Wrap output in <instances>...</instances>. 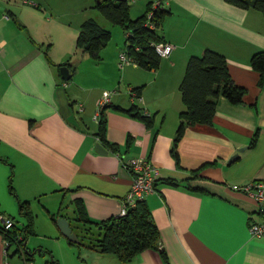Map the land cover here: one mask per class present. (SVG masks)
Here are the masks:
<instances>
[{
    "label": "crops",
    "instance_id": "crops-1",
    "mask_svg": "<svg viewBox=\"0 0 264 264\" xmlns=\"http://www.w3.org/2000/svg\"><path fill=\"white\" fill-rule=\"evenodd\" d=\"M135 1L131 18L143 14L153 0ZM30 2L0 0V213L16 220L12 212L19 214L18 198L27 200L31 211L38 204L70 224L76 223L77 205L92 221L116 216L132 181L123 162L142 156L158 169L154 191L145 200L169 264H264V237L248 229L262 218L259 203L231 187L264 179V82L258 86L259 74L250 65L252 54L264 50L263 14L225 0H168L156 33L173 48L157 67L136 63L118 72L124 31L122 46L115 43L113 51H105L110 73L117 83H127L123 92L110 74L105 86L80 76L63 80L57 65L69 61L70 53L80 58L69 68L71 76L93 66L90 55L75 45L82 21L72 24L56 16L50 0ZM42 5L50 14L40 10ZM205 48L225 56L233 82L246 92L242 103L219 96L210 123L185 126L176 163L171 147L185 108L179 83L188 58ZM129 87H138V106L153 122L147 127L108 106L105 137L119 147L114 153L98 140L93 114L107 91V105L128 108ZM96 143L106 152H97ZM7 244L0 232V264L9 263ZM68 246L66 264H83L86 258L89 264H165L157 248L121 260L85 246L81 258Z\"/></svg>",
    "mask_w": 264,
    "mask_h": 264
},
{
    "label": "trees",
    "instance_id": "trees-1",
    "mask_svg": "<svg viewBox=\"0 0 264 264\" xmlns=\"http://www.w3.org/2000/svg\"><path fill=\"white\" fill-rule=\"evenodd\" d=\"M228 3L243 8H253L260 11L264 16V0H225ZM96 8L112 24L119 25L125 32L124 47L133 56L136 63L146 69L158 66L161 59L153 48V42L164 41L156 33L161 19L165 15L163 8H157L152 15L154 27L143 25L146 19V12L150 9L148 4L144 13L136 18L130 17V2L127 0H95ZM111 33L103 28L92 18L85 19L79 25L75 45L83 52H87L93 58H99L100 50L109 42ZM72 66L70 61H65L57 66ZM251 68L259 74L258 86L264 82V50L256 51L250 58ZM73 71V69H72ZM71 71V72H72ZM68 81V80H67ZM139 91L138 87H130ZM179 91L185 106L179 113V123L171 147V155L178 163L176 146L182 136L186 125L194 123H210L215 113L217 98L226 97L232 103H242L246 89L233 82L225 56L213 49L205 48L199 55H192L188 58L184 75L179 83ZM111 106L117 111L126 113L142 121L147 127L153 122L151 114H144L142 108L132 102L128 108L119 105L109 104L101 108L98 117L96 135L98 140L107 149L117 153L119 147L110 143L105 137L106 117L105 109ZM256 141V134L253 135L250 145ZM130 140H127V146ZM166 183L177 184L172 179H164ZM156 183V182H155ZM155 185V184H154ZM9 191L16 196L9 183ZM19 215L24 219L21 226L17 224L14 217L13 226L9 230L0 227L5 241L11 246L15 245V252L20 247L26 248L24 241L34 233V215L27 200L18 199ZM50 218L55 222L54 213H49ZM73 220L70 224L76 234L78 241L69 244L85 246L100 253L115 254L121 260H127L133 255L146 248H157L160 250L165 264H169L166 253L161 244L159 229L154 223L150 208L145 198L136 201L135 205L129 206L123 216H113L103 221H92L84 213L82 207L77 205ZM71 222V220H69ZM21 235V239L18 238ZM7 244V245H8ZM50 259L45 264H58V260L49 254ZM31 257H28L30 259Z\"/></svg>",
    "mask_w": 264,
    "mask_h": 264
},
{
    "label": "rangeland",
    "instance_id": "rangeland-1",
    "mask_svg": "<svg viewBox=\"0 0 264 264\" xmlns=\"http://www.w3.org/2000/svg\"><path fill=\"white\" fill-rule=\"evenodd\" d=\"M30 1L33 2V0H29L28 4H31ZM49 3L56 16L67 21H71L72 24H79V22L83 21L84 19L92 18L96 20L103 28L108 29L111 33L107 50H105L104 46L99 53V58L97 59L89 56L91 57L89 58L90 63L93 62V66L87 69L85 68L82 73L76 72L75 75H72L68 81L76 79L80 76L88 82L97 84L102 83V86H105L107 77L110 74L109 80H111L112 83L115 82V85L120 84L119 90L124 92L125 90L123 88H125L127 83H124V81L121 79L120 83H117V80H119L118 77L113 76L112 73H110L111 70L109 69V66L105 65V51H113L115 43L118 44V46H122L121 41L123 29L117 24H112L101 14V12L95 6V0H72V2H67L64 0H50ZM130 3L131 7L136 5V1ZM45 8L46 6L42 5L40 10H42V12L44 11V13L48 12L45 11ZM48 13L50 14V12ZM69 56V61L71 62L72 66H77L78 59H80L76 58L78 55L73 56L70 53ZM120 71L121 70L118 69V72ZM93 94H95V92ZM86 95H88V93ZM139 102L140 101L137 100L134 101V103L137 105L140 104ZM37 205L34 204L32 210L34 215V233L30 234L25 241V245H27L28 249L20 247V251L15 252V245H11L9 247L10 257L8 261L10 264H45V262L50 259L49 254H51L55 259L58 260V264H66V249H68L67 247H69V243L67 239L60 234L56 223L51 220L48 211L42 207H37ZM12 214L16 217L18 225L21 226L23 223V218H21V216L16 211H13ZM70 247L75 255H77L79 252L80 257L83 258L81 255V247L78 248V245L73 244ZM30 256L31 258L28 259ZM82 263L89 264V261L86 258L85 261L83 259Z\"/></svg>",
    "mask_w": 264,
    "mask_h": 264
},
{
    "label": "built area",
    "instance_id": "built-area-1",
    "mask_svg": "<svg viewBox=\"0 0 264 264\" xmlns=\"http://www.w3.org/2000/svg\"><path fill=\"white\" fill-rule=\"evenodd\" d=\"M27 1V0H24ZM128 2H134L135 0H127ZM168 0H153L150 9L146 12V19L143 25L153 28L154 23L152 21V15L155 9L163 8V4ZM154 51L158 56L165 57L170 54L173 48V44L168 41H157L153 42ZM118 69L136 64L133 56L128 53L125 47L121 48L117 55L116 61ZM129 98L134 103L135 100L142 101V97L139 91L133 90L129 87ZM111 92L107 91L100 98L96 112L93 114V119L98 120L101 108L107 105L110 101ZM144 114H149L146 109L142 108ZM123 166L127 167L132 175L131 185L129 190L122 199L121 207L117 216H123L126 214L129 206L135 205L136 201L144 199L145 196L154 191V184L158 174L157 167L147 158L142 156L129 157ZM234 190L243 192L253 197L258 203L262 213V218L257 221H253L248 229L251 235L264 237V179L253 180L245 184H233L231 186ZM13 219L4 214L0 213V227L4 230H9L13 226ZM21 239V235H18ZM5 264H9L5 262Z\"/></svg>",
    "mask_w": 264,
    "mask_h": 264
},
{
    "label": "water",
    "instance_id": "water-1",
    "mask_svg": "<svg viewBox=\"0 0 264 264\" xmlns=\"http://www.w3.org/2000/svg\"><path fill=\"white\" fill-rule=\"evenodd\" d=\"M59 71H60V76L63 80H68L70 78L71 73H70V70H69L67 65L60 66ZM244 148H245V146L240 147L239 151L244 150ZM95 150L99 153H105L106 152L104 147L99 143L95 144ZM236 157H237V154H234L232 157L229 158L228 162L232 161ZM55 223H56L58 230L60 231V233L64 237H66L68 240H70L71 242H74V243L78 241V238H77L76 234L74 233V231L72 230V227H71L70 222L67 219V217L62 216V215L57 216L55 218Z\"/></svg>",
    "mask_w": 264,
    "mask_h": 264
}]
</instances>
